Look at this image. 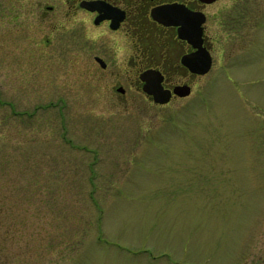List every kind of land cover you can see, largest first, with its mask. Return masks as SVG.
Returning a JSON list of instances; mask_svg holds the SVG:
<instances>
[{
  "label": "rangeland",
  "instance_id": "rangeland-1",
  "mask_svg": "<svg viewBox=\"0 0 264 264\" xmlns=\"http://www.w3.org/2000/svg\"><path fill=\"white\" fill-rule=\"evenodd\" d=\"M19 1L0 10V264H264V0L208 7L211 68L165 103L65 89L59 0Z\"/></svg>",
  "mask_w": 264,
  "mask_h": 264
},
{
  "label": "flooded vegetation",
  "instance_id": "flooded-vegetation-1",
  "mask_svg": "<svg viewBox=\"0 0 264 264\" xmlns=\"http://www.w3.org/2000/svg\"><path fill=\"white\" fill-rule=\"evenodd\" d=\"M216 2L59 0L54 5L53 30L65 19L69 43L66 55L53 56L54 71L57 73L63 68L61 74L68 77L65 89L90 90L128 103L134 99V94L153 101L143 91L144 81L140 76L147 70H154L161 74L163 88L171 91L170 101L184 98L175 95L173 89L187 85L191 93V87L202 76L187 64L188 57L200 51L207 52L212 65L215 41L207 31V9ZM19 3V0H0V10L17 11L21 7ZM171 8L173 12H183L184 16L187 11L203 14L198 46L181 36V25L164 21L166 10ZM47 9L52 11L53 6ZM160 10H163L162 15Z\"/></svg>",
  "mask_w": 264,
  "mask_h": 264
},
{
  "label": "water",
  "instance_id": "water-1",
  "mask_svg": "<svg viewBox=\"0 0 264 264\" xmlns=\"http://www.w3.org/2000/svg\"><path fill=\"white\" fill-rule=\"evenodd\" d=\"M201 1L204 3H211L214 0ZM173 11L174 9L172 8L166 10L165 15L163 16L164 21H166L167 24L181 25V36L192 42L195 46H198L202 32L201 23L204 20L203 14L201 13V15H197L187 11L184 16L183 12L181 11ZM159 13L162 15L163 10H160ZM168 14H171L172 16L168 17ZM187 64L194 72L203 74L207 72L211 66V57L209 53L200 51L195 55L188 57ZM140 78L144 81L143 91L147 95L152 96L155 103H165L169 101L171 97V91L169 89L163 88L161 84L162 76L158 71L147 70L140 76ZM173 93L177 96L185 97L189 95L190 87L187 85L176 86L173 89Z\"/></svg>",
  "mask_w": 264,
  "mask_h": 264
}]
</instances>
